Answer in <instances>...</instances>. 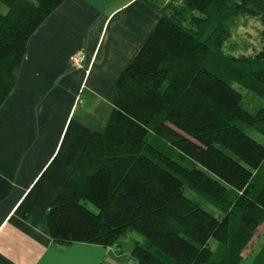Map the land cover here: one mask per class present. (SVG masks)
Masks as SVG:
<instances>
[{"label":"trees","instance_id":"trees-1","mask_svg":"<svg viewBox=\"0 0 264 264\" xmlns=\"http://www.w3.org/2000/svg\"><path fill=\"white\" fill-rule=\"evenodd\" d=\"M64 1L0 0V106L28 39ZM140 1L159 19L50 204L48 235L102 248L129 237L136 264H264V242L242 256L264 222V145L245 128L264 138V52H224L241 17L264 27V0Z\"/></svg>","mask_w":264,"mask_h":264},{"label":"crops","instance_id":"crops-1","mask_svg":"<svg viewBox=\"0 0 264 264\" xmlns=\"http://www.w3.org/2000/svg\"><path fill=\"white\" fill-rule=\"evenodd\" d=\"M158 19L140 0H65L28 39L0 106V264H136L130 238L110 248L61 246L45 218L101 130L94 126L99 110L109 116L116 80ZM78 51L86 58L74 69L69 58ZM81 91L88 99L73 122Z\"/></svg>","mask_w":264,"mask_h":264},{"label":"rangeland","instance_id":"rangeland-1","mask_svg":"<svg viewBox=\"0 0 264 264\" xmlns=\"http://www.w3.org/2000/svg\"><path fill=\"white\" fill-rule=\"evenodd\" d=\"M159 3L161 4V7L165 8L167 5L169 6V3L170 4L175 3L178 5L180 3V0H160V2H158V5ZM0 13H5V8L1 5H0ZM263 29L264 27L258 17L257 18L247 17V16L241 17L238 21H236L235 28L232 30L230 38L228 40L229 42L226 41L224 45V52L227 53L230 49H233L234 51L233 53H235L236 55L242 54L245 56H255L260 52H264V37L262 35ZM81 93L82 91L80 92L79 97H77V100L78 99L80 100L79 106L76 108L75 111H74L75 108L74 107L71 113V117L73 115V122L76 121L77 115L82 110L80 107L82 105V102L88 99V94L86 91H84L82 95ZM242 94L244 95L245 93L242 92ZM244 104L246 105V107L249 108L250 106L249 104L247 103ZM107 116H108V110H102V109L99 110V113L95 119L94 126H96L97 129H101L100 131H102L105 127V123L108 118ZM245 128L247 129L246 130L247 135H249L256 142L264 145L263 137H261L259 134L255 133L254 131L248 129L247 127ZM68 138H69V134L67 135L66 139ZM187 195H186L187 197L193 199L192 197L193 194L192 196L190 194ZM200 204L201 207H203L206 211L209 212L212 211L216 215L215 213L216 211H214L212 207L204 203H200ZM86 208L92 213L97 212L96 208L92 205L86 204ZM130 235L135 236L137 238L136 240H140V241L142 240V237L135 233H130ZM127 239L128 242L132 241V240L129 241V237H126V238H122L120 242H124L123 240H127ZM263 242H264V222L261 226H259L255 230L253 237L250 243L247 245L246 249L243 251L242 256L244 258L252 256L259 250ZM246 262L247 261H244L242 264H247Z\"/></svg>","mask_w":264,"mask_h":264},{"label":"built area","instance_id":"built-area-1","mask_svg":"<svg viewBox=\"0 0 264 264\" xmlns=\"http://www.w3.org/2000/svg\"><path fill=\"white\" fill-rule=\"evenodd\" d=\"M86 55L84 51H78L72 54L69 58L70 66L74 69L83 68Z\"/></svg>","mask_w":264,"mask_h":264}]
</instances>
